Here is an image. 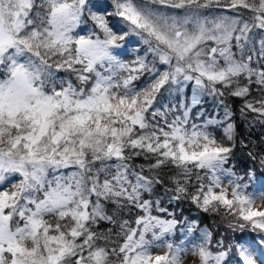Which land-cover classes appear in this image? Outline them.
Segmentation results:
<instances>
[{
	"label": "snow or ice",
	"instance_id": "snow-or-ice-1",
	"mask_svg": "<svg viewBox=\"0 0 264 264\" xmlns=\"http://www.w3.org/2000/svg\"><path fill=\"white\" fill-rule=\"evenodd\" d=\"M112 8L0 0V184L19 178L0 190V264H264V210L255 207L264 193L248 192L227 167L233 146L209 131L224 121L192 116L205 93L264 94V37L253 31L264 34V0H112ZM130 36L145 47L126 60ZM189 84L190 103L158 100ZM244 107L264 122V95ZM224 133L232 140L234 124ZM140 157L149 163L134 164ZM165 167L175 169L172 199L222 209L228 235L214 241L192 222L181 243H160L180 224L153 215L168 210L145 198ZM133 209L141 214L124 219Z\"/></svg>",
	"mask_w": 264,
	"mask_h": 264
},
{
	"label": "trees",
	"instance_id": "trees-1",
	"mask_svg": "<svg viewBox=\"0 0 264 264\" xmlns=\"http://www.w3.org/2000/svg\"><path fill=\"white\" fill-rule=\"evenodd\" d=\"M92 3L98 5V7H106L109 12L113 10L112 0H92ZM95 10V9H94ZM244 16L251 18V13L244 12ZM115 17H110V24L116 22ZM82 28H94V24L89 19L87 24H82ZM256 33L254 39H260L264 37V34L253 30ZM126 46L133 47V50L139 48V54L143 55L144 47L138 43V38L135 36L128 37L125 42ZM128 51V50H127ZM137 52H129V54L123 57L126 60H132L135 58ZM60 75H65L61 72ZM146 77H142L145 79ZM74 79V77H73ZM193 85L189 84L184 89L183 96H180L173 91L171 94L164 93L163 97H158V100L163 105L171 108L174 104H178L181 99L186 103H190L191 95L193 91ZM264 95L260 92L253 91L252 96L248 98H241L233 96L227 89L224 90V95L202 94L200 96V103L192 109V116L194 122L201 124L206 120L224 121L222 124H213L209 126L211 131L218 141L223 142L225 145L233 146L232 154L230 157V164L227 167L231 168V171L236 174V177H243L248 187V192L264 193V122L255 118L256 114L248 111L245 105V99H260ZM231 113V119L225 121V111ZM243 110V111H242ZM163 111V109H162ZM203 115L198 116V113ZM227 123L234 124V133L232 140H228L224 133V127ZM137 166L147 165L149 161L144 160L142 157L136 158L133 161ZM147 171V169H146ZM175 169H169L167 167L159 170V176L161 183L154 185L151 194H145L146 199L152 201H159V207L166 208L168 213H159L156 208H153V215H161L163 218H172L170 214H174L175 218L180 221L176 229L174 236L165 237L162 242H171L179 244L184 240V232L192 222L197 224V231L201 229L208 230L213 235V240L219 239L221 236L229 234L228 220L230 218L225 217L221 212H204L190 198H182L177 201L172 199L175 194V182L173 176ZM249 173L252 174L251 178ZM17 179V178H16ZM193 183L195 182V173L192 176ZM13 181H9L0 190H11ZM189 192L194 191L193 186L188 185ZM255 207L261 209L260 207ZM264 210V209H261ZM141 214L138 209H133L130 212L125 210L123 214L124 219H132L136 215ZM107 227V225H104ZM115 230V229H114ZM250 231V229H248Z\"/></svg>",
	"mask_w": 264,
	"mask_h": 264
},
{
	"label": "rangeland",
	"instance_id": "rangeland-1",
	"mask_svg": "<svg viewBox=\"0 0 264 264\" xmlns=\"http://www.w3.org/2000/svg\"><path fill=\"white\" fill-rule=\"evenodd\" d=\"M221 11L225 12L226 14H230L229 10H221ZM81 27H82V25H81ZM14 178L15 177H6L5 181L8 179H14ZM3 184H0V186ZM224 186H227V180L226 179L224 180ZM256 206L260 207L261 209H264V198H258L256 200ZM166 250H167L166 247H161L159 249H156L155 251L157 254H163ZM184 264H195V258H186Z\"/></svg>",
	"mask_w": 264,
	"mask_h": 264
}]
</instances>
